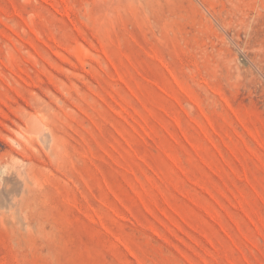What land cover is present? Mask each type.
<instances>
[{
  "label": "rangeland",
  "instance_id": "obj_1",
  "mask_svg": "<svg viewBox=\"0 0 264 264\" xmlns=\"http://www.w3.org/2000/svg\"><path fill=\"white\" fill-rule=\"evenodd\" d=\"M0 264H264V0H0Z\"/></svg>",
  "mask_w": 264,
  "mask_h": 264
}]
</instances>
